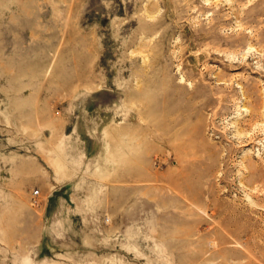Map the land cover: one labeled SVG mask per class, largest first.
<instances>
[{"label":"rangeland","instance_id":"1","mask_svg":"<svg viewBox=\"0 0 264 264\" xmlns=\"http://www.w3.org/2000/svg\"><path fill=\"white\" fill-rule=\"evenodd\" d=\"M0 264H264V0H0Z\"/></svg>","mask_w":264,"mask_h":264},{"label":"crops","instance_id":"2","mask_svg":"<svg viewBox=\"0 0 264 264\" xmlns=\"http://www.w3.org/2000/svg\"><path fill=\"white\" fill-rule=\"evenodd\" d=\"M96 208H98L96 202H94V201L93 202H87V201L83 200V203L80 206V211L87 213V212H91V211L95 210Z\"/></svg>","mask_w":264,"mask_h":264},{"label":"built area","instance_id":"3","mask_svg":"<svg viewBox=\"0 0 264 264\" xmlns=\"http://www.w3.org/2000/svg\"><path fill=\"white\" fill-rule=\"evenodd\" d=\"M37 195H38V192H34L33 196H35V197H36Z\"/></svg>","mask_w":264,"mask_h":264}]
</instances>
